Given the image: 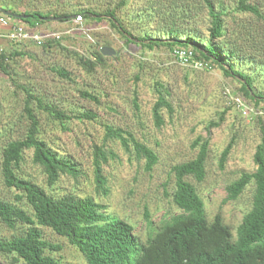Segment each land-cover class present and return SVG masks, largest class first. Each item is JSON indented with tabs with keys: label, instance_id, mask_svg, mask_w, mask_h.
I'll return each mask as SVG.
<instances>
[{
	"label": "rangeland",
	"instance_id": "1",
	"mask_svg": "<svg viewBox=\"0 0 264 264\" xmlns=\"http://www.w3.org/2000/svg\"><path fill=\"white\" fill-rule=\"evenodd\" d=\"M7 1L15 9H38L42 12H67L71 6L101 12L118 4V0ZM144 1L127 0V5L118 9L120 18L136 19L131 24L134 33L138 32L139 24L149 30L160 29L163 22L170 21L174 11H178L162 0L164 6L161 11L164 13L159 14L161 19H157L158 14L149 17L144 13ZM185 1L190 6L191 19L188 24L205 35L210 18L204 0ZM209 1L215 8L219 9L221 5L225 9L224 22L232 32L231 39H235L236 35L240 37L235 41L237 48H242L243 53H261L257 48H252L250 42H255L256 46L263 42L264 46V0H247L258 7L262 18L235 10L238 0ZM23 25L26 26L25 23ZM37 30L60 32L62 38L44 46L32 41L15 44L4 36L7 30L0 28V52L16 49L22 53L8 59L9 75L0 71V152L6 143L22 138L26 132L28 121L23 115L24 93L21 89V86H25L43 103L56 106L65 115L71 116L70 119L59 120L37 109L35 101H31L39 124V137L58 155L74 161L82 175L76 180L63 175L52 187H48L41 169L32 164L30 152L26 151L20 176L42 187L55 198L66 194L92 197L105 204L106 214L118 215L136 226V235L144 242L147 233L144 206H147L155 224L163 210L169 208L174 212L173 205L168 203L163 192V184L170 191L174 181L171 167L192 159L198 151V147L192 146L194 140L198 136H208L205 177L200 182L192 178L188 180L203 200L208 221L219 213L223 223L234 231L242 212L250 206L252 185L245 189L238 200L224 202L225 187L243 172L252 173L256 168L253 154L261 142V131L264 129V102L254 106L252 101L239 93V84L233 78L224 76L218 67L197 69L180 65L172 60L171 51L165 46L152 51L127 47L106 20L96 22L84 17L80 23L74 22V19L72 22L50 20L40 24ZM153 36L157 38V35ZM99 44L112 48L114 54L105 56L103 64H95L88 71L81 66L77 57L93 59V52ZM52 67L65 69L73 80L61 78L53 73ZM238 68L250 73L254 89L264 94V74L257 68L254 69L255 73L243 65ZM156 82L162 83L169 91L166 98L173 108L171 113L165 109L162 111L164 123L159 127L154 125L151 114L157 98ZM225 87L240 94L254 110H262V115L242 117L234 107L226 104ZM82 91L95 95L98 102L82 97ZM134 97L138 103L137 110L133 107ZM223 110L226 111L222 122L207 128L210 122L218 121ZM85 111L92 112L95 117H77ZM105 125L129 130L137 140L150 147L158 157L153 169L145 172L143 161L128 155L118 141H103ZM231 138H234V144L224 168L220 169L219 157ZM103 142L117 155L103 166L102 173L108 189L105 195L95 192L91 167L92 147ZM0 200L28 210L24 200L17 201L14 194L4 187L1 176ZM18 228L11 230L0 224V238L10 239L19 233L21 225ZM39 229L46 241L61 247L59 251L50 253L58 264H87L81 253L63 237L49 228L40 226ZM0 264L12 262L0 255Z\"/></svg>",
	"mask_w": 264,
	"mask_h": 264
},
{
	"label": "trees",
	"instance_id": "2",
	"mask_svg": "<svg viewBox=\"0 0 264 264\" xmlns=\"http://www.w3.org/2000/svg\"><path fill=\"white\" fill-rule=\"evenodd\" d=\"M126 1L118 0L116 7L101 12L93 8L74 9L72 6L67 12H42L38 9H15L11 2L0 0V11L5 9L23 15L20 19L8 18L14 23H25L26 27L32 30H37L40 24L50 22L49 19L43 18L52 17L51 15L57 17L60 22H72L77 15L96 22L106 20L122 37L127 47L152 51L165 46L171 52L175 47L189 49L195 60L207 62L210 68L218 67L224 76L233 78L239 84V93L252 101L254 106L264 102V94L254 89L252 75L238 68L243 65L252 73H255L254 69L257 68L264 74L263 42L257 46L255 42H250L252 48L261 52L259 54L243 53L242 48H237L235 41L239 36L231 39L232 32L224 22L226 12L221 5L217 9L212 2L204 0L210 18L205 35L188 24L191 14L190 6L185 0H180L181 3L179 0H164L170 4L169 7L178 9L171 15L170 21L163 22L160 29L154 30L145 26L142 28L139 24L138 32L134 33L131 24L136 19H122L118 15V9L127 5ZM144 2L145 15L152 17L158 14L157 19H161L159 14L164 13L161 11L164 6L162 0ZM235 10L262 18L258 7L249 4L247 0H238ZM153 35H157V38ZM53 41L59 40H47L42 46ZM104 45L99 44L96 47L93 59L78 56L81 66L90 71L95 64H103L106 57L101 54L100 49ZM19 54L22 53L16 49L1 51L0 71L9 75L8 59ZM51 70L61 78L73 80L72 75L63 68L52 67ZM21 89L24 93L23 115L28 121L26 132L22 138L6 143L0 152L1 182L14 194L17 201L24 200L28 206V210H25L0 200V224L11 230H16L18 225H21L19 233L10 239L0 238V255H4L12 264H58L50 253L59 251L61 247L46 241L40 226L49 228L63 237L81 253L87 264H264V129L261 131V142L253 154L255 170L252 173L243 172L225 187L224 202L238 200L245 189L252 185L250 206L242 212L234 231L223 223L219 213L208 221L203 200L196 187L188 180L192 178L200 182L206 174L209 137L198 136L192 143V146L198 147L195 156L171 167L174 181L170 191L166 184H163V192L168 198V203L173 205L174 212L169 208L163 210L155 224L147 206H144L147 233L144 242H141L136 235V226L118 215L106 214L105 204L95 201L92 197H78L74 194L55 198L42 187L20 176L26 151L30 152L32 164L41 169L48 187H52L63 175L75 180L82 175L74 161L58 155L39 137V124L31 101H35L37 109L59 120L70 119L71 116L65 115L56 106L43 103L27 87L21 86ZM155 91L157 98L152 105L151 114L154 125L159 127L164 123L162 111L165 109L171 113L173 108L166 98L169 91L162 83H155ZM80 95L98 102L96 96L90 92L82 91ZM133 107L138 109L135 97ZM225 111L220 113L218 121L210 122L207 128L218 126ZM77 117L91 119L95 115L85 111L80 112ZM105 128L103 141H118L128 155L143 161L145 172L153 169L158 157L150 147L137 140L129 130L108 125H105ZM208 131L207 129V134ZM233 144L234 138H231L223 149L219 157L220 169L224 168ZM105 145L104 142L93 145L91 160L94 190L104 195L108 189L102 173L103 166L109 159L117 157L116 153Z\"/></svg>",
	"mask_w": 264,
	"mask_h": 264
},
{
	"label": "built area",
	"instance_id": "3",
	"mask_svg": "<svg viewBox=\"0 0 264 264\" xmlns=\"http://www.w3.org/2000/svg\"><path fill=\"white\" fill-rule=\"evenodd\" d=\"M82 20L81 15H77L74 18V22L80 23ZM0 28H4L7 31L4 36L12 43L20 44L25 41H32L36 45H42L44 42L50 39L60 40L62 34L60 32H44L39 30H32L23 25V23L13 22L8 16L0 13ZM68 32V31H67ZM2 34L0 33V36ZM172 60L180 65L191 66L197 69H209L210 66L207 62L195 60L192 56V52L189 49L175 47L171 52ZM225 102L227 105L234 107L242 117L259 116L262 115V110L253 107L243 98L240 94L231 91L228 87L224 88Z\"/></svg>",
	"mask_w": 264,
	"mask_h": 264
},
{
	"label": "water",
	"instance_id": "4",
	"mask_svg": "<svg viewBox=\"0 0 264 264\" xmlns=\"http://www.w3.org/2000/svg\"><path fill=\"white\" fill-rule=\"evenodd\" d=\"M0 12L4 15L8 16V17H12V18H16V19H20V18L24 17L23 15L14 14L8 10H5V9H2ZM43 19L57 20L58 18L57 17H46ZM100 52L103 56H110V55L114 54V50L110 47H107V46L101 47Z\"/></svg>",
	"mask_w": 264,
	"mask_h": 264
}]
</instances>
